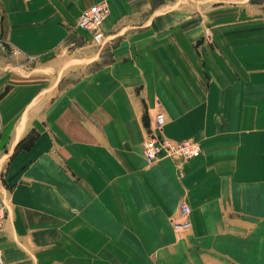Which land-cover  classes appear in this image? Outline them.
I'll list each match as a JSON object with an SVG mask.
<instances>
[{
    "label": "crops",
    "instance_id": "crops-1",
    "mask_svg": "<svg viewBox=\"0 0 264 264\" xmlns=\"http://www.w3.org/2000/svg\"><path fill=\"white\" fill-rule=\"evenodd\" d=\"M98 1L0 0L3 261L264 264V0H106L93 50L73 25ZM156 110L197 157L145 163Z\"/></svg>",
    "mask_w": 264,
    "mask_h": 264
},
{
    "label": "built area",
    "instance_id": "built-area-1",
    "mask_svg": "<svg viewBox=\"0 0 264 264\" xmlns=\"http://www.w3.org/2000/svg\"><path fill=\"white\" fill-rule=\"evenodd\" d=\"M108 12V3L106 0H100L89 7L81 9L76 16L73 27L88 31L91 43L94 46L100 47L103 43L101 24ZM163 124V114L160 110H157L151 118L145 138L141 142V155L145 163L150 164L161 156L174 157L183 161L199 155V145L196 141H172L162 136L159 132ZM178 174L180 175L179 172ZM177 210L180 219L178 221H171V224L174 235L179 237L190 225L188 220L189 207L183 199L178 202ZM4 215V207L0 204V225L4 219ZM0 264H6L2 259L1 250Z\"/></svg>",
    "mask_w": 264,
    "mask_h": 264
},
{
    "label": "rangeland",
    "instance_id": "rangeland-1",
    "mask_svg": "<svg viewBox=\"0 0 264 264\" xmlns=\"http://www.w3.org/2000/svg\"><path fill=\"white\" fill-rule=\"evenodd\" d=\"M251 1H254V0H251ZM207 3H209L210 5L212 4V6H217V5L223 4V1H221V0H210L209 2H207V0H206V7H208V4ZM4 45H5V43H4L3 39L0 37V47L1 48H5ZM92 46H93L92 47L93 50L96 49V48H98L97 46H94L93 44H92ZM19 53L20 52H18L14 48H10V50H9V54H12V55H16V54L18 55ZM64 58H66V56H63L62 57V59H64ZM106 58H107V55L105 56V59ZM34 59H35V55H31V54L24 55V61L27 62V63L33 62ZM66 61L61 62L59 64H57L58 63V60L54 61V62H56V65L57 66H59V67H61L63 69L62 72H65V75H67V77L63 78L65 80H61V86H63L65 84V82L69 81V79H75L79 74H81V71H82V68H81V65L82 64H79V65L74 64L76 66H73V63H72V64H69V65L66 66ZM98 63H100V62H98ZM98 63H97V61L95 63H92L89 66L90 69H93L96 66H99L100 64H98ZM58 88H60V87H58ZM156 111H154V113ZM153 114L151 115V117L149 119L148 126L150 125L151 118H152ZM33 138H34L33 133H28L25 136V140L24 141H22V139H21L18 143H16V145H15V147L13 149V152L11 153L10 156L12 157L14 154H16L17 152H19L21 150H27L32 145ZM146 164L148 165V163H146ZM1 179H2V177H1Z\"/></svg>",
    "mask_w": 264,
    "mask_h": 264
},
{
    "label": "bare ground",
    "instance_id": "bare-ground-1",
    "mask_svg": "<svg viewBox=\"0 0 264 264\" xmlns=\"http://www.w3.org/2000/svg\"><path fill=\"white\" fill-rule=\"evenodd\" d=\"M82 30H84V29H82ZM90 34V33H89ZM103 44V43H102ZM102 46V45H101ZM163 126V125H162ZM163 157H167V156H161L160 158H163ZM167 158H170V157H167ZM188 206V205H187Z\"/></svg>",
    "mask_w": 264,
    "mask_h": 264
}]
</instances>
